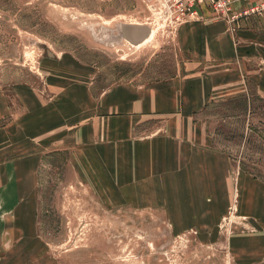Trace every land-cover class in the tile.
Listing matches in <instances>:
<instances>
[{"label":"rangeland","instance_id":"1","mask_svg":"<svg viewBox=\"0 0 264 264\" xmlns=\"http://www.w3.org/2000/svg\"><path fill=\"white\" fill-rule=\"evenodd\" d=\"M225 24L231 58L200 117L250 192L264 185V10ZM181 25L162 0H0V133L22 131L37 155L36 192L16 212L0 201L3 264H248L225 245L236 205L205 240L128 189L125 158L154 129H113L109 95L186 72Z\"/></svg>","mask_w":264,"mask_h":264},{"label":"crops","instance_id":"2","mask_svg":"<svg viewBox=\"0 0 264 264\" xmlns=\"http://www.w3.org/2000/svg\"><path fill=\"white\" fill-rule=\"evenodd\" d=\"M181 24L176 43L187 62L186 72L166 84L132 90L122 86L109 95L111 112L119 115L110 118L113 129L119 121H126L127 130L154 129L133 144L136 156L125 158L128 177L135 178L128 189L135 191L142 208L163 210L175 232L194 228L205 240H217L219 221L236 205V222L225 245L248 264H264V185L254 180L250 192L243 181L238 186L230 159L212 149L208 125L200 117L214 99V73L231 58L226 24ZM9 127L0 133V201L4 210L16 212L23 190L36 192L37 155L23 148V132H9ZM112 153L108 159L118 161Z\"/></svg>","mask_w":264,"mask_h":264},{"label":"built area","instance_id":"3","mask_svg":"<svg viewBox=\"0 0 264 264\" xmlns=\"http://www.w3.org/2000/svg\"><path fill=\"white\" fill-rule=\"evenodd\" d=\"M162 4L167 17L177 25L209 17L232 24L264 10V0H162Z\"/></svg>","mask_w":264,"mask_h":264}]
</instances>
